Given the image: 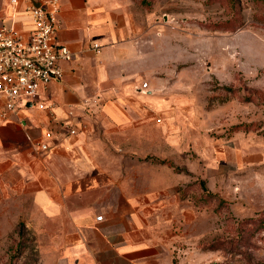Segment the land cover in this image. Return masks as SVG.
<instances>
[{
  "label": "crops",
  "instance_id": "0c3cea01",
  "mask_svg": "<svg viewBox=\"0 0 264 264\" xmlns=\"http://www.w3.org/2000/svg\"><path fill=\"white\" fill-rule=\"evenodd\" d=\"M45 1L0 0V27L29 34L33 26L26 7ZM57 2L55 40L72 57L60 62L63 76L49 85L52 115L28 108L0 120L2 185L23 203L20 209L33 203L36 231L49 234L47 248L39 252L42 264H182L174 262V248L185 211L195 205L186 204L185 175L174 169L190 162L179 140L182 132L164 136L156 151L163 162L157 164L146 159L148 148L93 144L82 130L49 142L45 151L31 143L46 129L66 123L67 106L85 99L95 102L86 111L78 107L84 122L93 115L107 131H119L133 114L134 124L151 126L141 103L153 92L132 90L141 89L145 79L159 83V70L146 67L151 18L138 17L126 0ZM179 70L175 67V77ZM171 84L163 85L164 91ZM173 101H164L162 109L169 113Z\"/></svg>",
  "mask_w": 264,
  "mask_h": 264
},
{
  "label": "rangeland",
  "instance_id": "374dc122",
  "mask_svg": "<svg viewBox=\"0 0 264 264\" xmlns=\"http://www.w3.org/2000/svg\"><path fill=\"white\" fill-rule=\"evenodd\" d=\"M126 1L152 19L146 67L159 70V83L145 79V91L132 90L153 92L141 103L151 126L129 114L123 128L107 131L93 115L79 117L84 139L148 148L157 164L164 136L182 132L190 162L174 169L195 205L185 211L174 262L264 264V0ZM171 99L168 113L161 106ZM22 205L0 177V264H42L49 234L36 231L33 203Z\"/></svg>",
  "mask_w": 264,
  "mask_h": 264
},
{
  "label": "built area",
  "instance_id": "2783aa9c",
  "mask_svg": "<svg viewBox=\"0 0 264 264\" xmlns=\"http://www.w3.org/2000/svg\"><path fill=\"white\" fill-rule=\"evenodd\" d=\"M26 10L33 26L29 34L12 27H0V120H9L21 109L28 108L46 110L52 115L55 104L47 93L49 85L63 76L60 62L72 57L70 49L55 40L57 0H47L39 5L30 2ZM98 46L93 43V50L97 52ZM146 85L145 81L141 83L142 91L146 90ZM94 102L85 99L77 106L83 111ZM65 113L66 123L46 129L39 139L31 140L32 145L45 151L49 142L66 139L85 129L73 105L67 107ZM101 218V215L96 216V220Z\"/></svg>",
  "mask_w": 264,
  "mask_h": 264
},
{
  "label": "water",
  "instance_id": "95a60500",
  "mask_svg": "<svg viewBox=\"0 0 264 264\" xmlns=\"http://www.w3.org/2000/svg\"><path fill=\"white\" fill-rule=\"evenodd\" d=\"M27 105H30L29 103H27Z\"/></svg>",
  "mask_w": 264,
  "mask_h": 264
}]
</instances>
